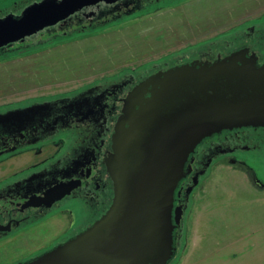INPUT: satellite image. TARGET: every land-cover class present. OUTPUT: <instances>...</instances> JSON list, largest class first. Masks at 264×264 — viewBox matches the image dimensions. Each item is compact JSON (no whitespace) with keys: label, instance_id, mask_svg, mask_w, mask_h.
Returning a JSON list of instances; mask_svg holds the SVG:
<instances>
[{"label":"water","instance_id":"95a60500","mask_svg":"<svg viewBox=\"0 0 264 264\" xmlns=\"http://www.w3.org/2000/svg\"><path fill=\"white\" fill-rule=\"evenodd\" d=\"M100 1L116 0H41L0 17V50ZM44 106L2 113L0 121ZM250 126L264 127V64L246 52L146 76L124 101L106 160L114 188L109 209L80 233L18 264H170L174 220L180 222L175 194L191 171V154L215 133Z\"/></svg>","mask_w":264,"mask_h":264},{"label":"flooded vegetation","instance_id":"af4514ba","mask_svg":"<svg viewBox=\"0 0 264 264\" xmlns=\"http://www.w3.org/2000/svg\"><path fill=\"white\" fill-rule=\"evenodd\" d=\"M177 1H100L25 41L45 31L53 33L64 29L65 35H72L77 31L111 26L118 20L175 5ZM226 33L228 36H218L204 47L190 50L200 53L193 57L182 56L179 63L214 61L236 52H246V56L255 57L258 64H264V12L242 20L239 26ZM170 66L168 63L154 65L153 71L148 73H129L79 91L0 110L2 114L45 103L35 112L0 121V166L5 167L18 157L26 158V162L11 170L10 175L0 178V240L26 232L56 216L65 217L67 222L64 232L45 249L28 254L14 264L28 261L65 242L109 209L114 188L106 160L113 151V135L124 101L146 76ZM261 154H264V127L225 129L205 138L197 146L187 162L191 171L176 189L174 216L178 208L180 222L174 220L176 252L170 264H176L185 250L187 223L195 193L212 169L224 162L241 165L240 168L252 176L251 186L264 190V169L255 163L262 158ZM195 179H198L196 185ZM193 185L188 195V189Z\"/></svg>","mask_w":264,"mask_h":264},{"label":"rangeland","instance_id":"374dc122","mask_svg":"<svg viewBox=\"0 0 264 264\" xmlns=\"http://www.w3.org/2000/svg\"><path fill=\"white\" fill-rule=\"evenodd\" d=\"M35 1L40 0H0V17L19 14ZM262 12L264 0H178L81 33L45 31L0 52V110L125 74L148 73L154 65H174L182 56L200 53L190 50L228 36L229 29ZM263 155L255 163L264 169ZM25 162L18 157L0 166V178ZM240 167L224 162L204 179L176 264H264V190L254 189L249 171ZM64 218H50L0 240V264H14L45 249L64 232Z\"/></svg>","mask_w":264,"mask_h":264}]
</instances>
